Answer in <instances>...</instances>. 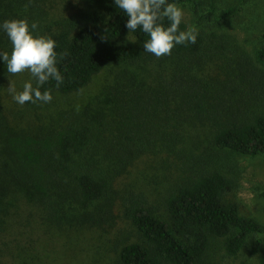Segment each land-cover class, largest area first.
I'll return each instance as SVG.
<instances>
[{
    "label": "trees",
    "instance_id": "1",
    "mask_svg": "<svg viewBox=\"0 0 264 264\" xmlns=\"http://www.w3.org/2000/svg\"><path fill=\"white\" fill-rule=\"evenodd\" d=\"M75 1L73 14L48 26L44 0H0V24L37 22L32 34L56 41L63 83L49 80L42 92L79 91L103 69L116 67L104 84L107 105L97 111L100 119L62 109L53 124L32 133L0 113V193L9 179L35 195L53 219L67 209L94 223L123 219L136 238L121 247L114 264H200L220 238L227 254L247 246L259 254L256 264H264V225L241 213L232 196L238 182L217 160L225 152L264 155V44L249 54L216 30L247 0L220 12L214 0H206L204 10L200 0H167L190 5L216 28L197 30L195 44L175 45L160 58L144 50L149 37L142 29L125 27L128 17L114 0ZM179 29L186 31L183 20ZM11 51L0 30V53ZM144 65L153 70L149 80L137 70ZM7 75L0 60V84ZM187 123L208 130V147L188 153L190 171L166 192L163 213L142 191L116 190L117 178L135 159L183 151L193 140ZM251 235L257 238L249 240Z\"/></svg>",
    "mask_w": 264,
    "mask_h": 264
},
{
    "label": "rangeland",
    "instance_id": "2",
    "mask_svg": "<svg viewBox=\"0 0 264 264\" xmlns=\"http://www.w3.org/2000/svg\"><path fill=\"white\" fill-rule=\"evenodd\" d=\"M201 7L207 5L200 0ZM218 12L237 0H214ZM183 10L186 30L216 28L206 19L195 14L188 4H177ZM78 4L75 0H44L46 25L54 26L64 17L73 14ZM216 30L231 36L249 54L264 44V0H247L231 15L224 26ZM147 68V69H146ZM150 79L151 67L137 69ZM116 71L115 66L107 67L96 74L83 89L72 93L51 92L50 103L18 104L8 92L9 82L17 91L23 90L27 81L36 85L35 79L27 71L11 74L0 84V113L8 116L16 129L39 133L53 124L62 109L86 110L100 119L99 110H106L104 84ZM106 112V111H104ZM186 130L193 140L183 151L145 154L135 159L119 175L115 188L119 192L135 190L144 192L150 203L160 206L163 213V198L176 182L190 171L191 157L188 153H202L208 147L209 133L206 128L187 123ZM197 145V148L195 147ZM193 149V150H192ZM3 157L0 151V159ZM217 160L224 163L226 171L236 178L238 186L233 191V199L240 205L241 213L251 215L264 225V155L245 156L235 152H225ZM8 186L0 193V264H114L121 247L136 238L131 226L119 217L109 222L94 223L75 218L73 209H67L58 219L47 214L27 188L16 185L9 179ZM115 213H119L115 206ZM257 238L251 235L250 239ZM264 242V240H263ZM225 239L216 240L200 264H256L259 254H251L244 246L235 255H229L224 248Z\"/></svg>",
    "mask_w": 264,
    "mask_h": 264
},
{
    "label": "clouds",
    "instance_id": "3",
    "mask_svg": "<svg viewBox=\"0 0 264 264\" xmlns=\"http://www.w3.org/2000/svg\"><path fill=\"white\" fill-rule=\"evenodd\" d=\"M115 5L128 17L125 27L129 32L142 29L149 39L144 42L146 52L157 58L171 55L175 45L192 43L197 40L198 31L189 27L186 31L179 29L183 20V10L175 3L167 0H114ZM27 8L28 5H25ZM167 19L168 25L163 21ZM38 23L29 26L25 19L5 20L0 24L12 45L11 54L0 53V60L7 67V72L13 75L29 72L35 79L37 86L31 81L23 85L22 91H17L14 84L9 82L8 92L14 101L20 105L26 102L50 103L53 99L48 90L40 88L49 80H55L57 87L63 83V76L59 72L56 62V41L48 36H34Z\"/></svg>",
    "mask_w": 264,
    "mask_h": 264
}]
</instances>
